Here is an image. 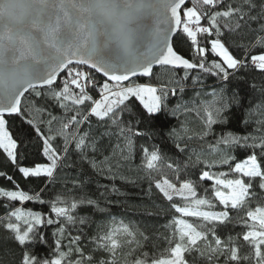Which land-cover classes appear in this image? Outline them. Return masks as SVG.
I'll return each mask as SVG.
<instances>
[{"label": "snow or ice", "instance_id": "1", "mask_svg": "<svg viewBox=\"0 0 264 264\" xmlns=\"http://www.w3.org/2000/svg\"><path fill=\"white\" fill-rule=\"evenodd\" d=\"M161 70L179 78L133 79ZM254 73L264 81V0H0V155L22 180L44 183L25 190L0 170L13 185L0 187V201L12 202L0 205V264H264V99L250 106L241 88L264 98ZM206 76L219 88L207 91ZM170 96L179 99L170 105ZM234 119L258 134L220 135L212 161L189 147ZM157 135L179 163L150 143ZM138 139V167L171 213L162 234L116 217L96 223L109 209L85 191V165L112 182L100 197L117 193V180L135 183L123 170ZM236 150L245 155L233 164ZM57 185L65 191L46 201ZM28 203H47L49 214ZM51 225V255L41 256Z\"/></svg>", "mask_w": 264, "mask_h": 264}, {"label": "trees", "instance_id": "2", "mask_svg": "<svg viewBox=\"0 0 264 264\" xmlns=\"http://www.w3.org/2000/svg\"><path fill=\"white\" fill-rule=\"evenodd\" d=\"M253 52L255 54H260L259 49H253ZM156 71L157 70L155 69L154 72ZM254 75L257 83L264 82L261 80L259 73H254ZM178 78H179L178 76L173 77L171 73H167L161 70L158 73V76L155 80L138 79L137 82L147 81L153 84H162ZM205 84L207 85V91L210 92L212 87L219 88L220 81H218L215 77L206 76ZM172 86L173 85L171 83L168 84V87H172ZM241 88L244 89V95L247 98L246 104H249L250 106L254 107L256 104L260 103L262 99H264L260 96L259 92H251L247 90V88L243 85H241ZM192 94H193V89L186 87L185 92L183 94L184 101L185 102L189 101L192 97ZM178 99L179 96L177 97L170 96V105L175 103ZM205 99H210V97H205ZM52 111L54 114L58 116L61 115L58 109H53ZM237 115H242V114L238 113ZM39 118H40V114L37 113V119ZM184 119L185 117H181V120ZM164 122L169 124V126L171 127H179L180 124L179 120L173 119L171 117H169ZM186 122L188 123L189 127H191L194 131L198 132L200 130L199 121L196 120L191 114L187 116ZM257 127L258 125H256L255 123H250L247 126H245L241 123H238L234 119L229 125L224 126L223 129H221V126H216L215 136H209L205 142H199L194 140L189 144V147L196 149L202 148L203 151L207 153L205 159L209 161L217 160L219 158L218 155L214 154L211 151L209 145L215 143L216 139L220 135L226 134L228 131L237 134H248V133L258 134L256 132ZM166 131L167 129H165V132ZM143 143L144 141L142 139H138L136 160L130 163L128 169L123 170V174L129 177L130 180H134L135 183H125V182H121L120 180H117L115 181V183L119 191L117 193H112L108 191L105 192V197H100V193L105 191V189L102 186L108 185L110 187L112 182L107 179H104L103 176L101 175H97L91 172V170L88 169L87 166L85 165V171L88 173V175L85 176V180L88 181L85 191L89 195H92L95 198L100 199L102 204L109 209V212L106 214L98 213L95 215L94 220L96 223H100L105 225V227H108L110 225V218L116 217L117 221L123 219L126 223H130L131 225L138 227L140 230L146 231L147 233L162 234L166 231L165 225L168 223L171 213H169L166 210H163V206L165 202L161 200L157 190L154 187L151 190H149V182L144 178L143 172L138 167L141 159L139 145ZM150 143H157L158 146L162 148L165 155L172 156V158L176 160L177 163L180 162L182 158V154L180 156H176L173 154L175 150L173 149L170 140L166 142L164 140H161L159 135H157L155 140L151 141ZM234 154L236 156V160L232 162L233 164L242 160L245 155L244 152L239 150H236ZM0 170L6 171L9 175H13L14 180H16L20 184V187L25 190L34 189L36 191H39L40 188L44 187L43 178H34L32 179V182H29L27 180H22L20 178V175L15 171L14 168L10 166V164L5 160L4 156L2 155H0ZM218 170L227 171V167H224L222 169H212V171H218ZM165 173L169 176V178L174 179L173 174L171 173L170 170L165 169ZM204 183L208 184L209 182H204ZM0 187H3L5 189H12L13 185L11 182L7 181L4 177H0ZM64 191L65 190L60 185H57L54 188L46 189L45 192L42 193V195L45 197V200L48 201L54 199L58 193ZM201 195H204V193L201 192ZM207 198L212 199L210 193L207 195ZM109 200L112 201V203H107V201ZM3 203H12V202L0 201V205H2ZM23 207L30 209L32 211L41 212L45 215L49 214V208L47 203L43 205L38 203H28ZM148 211L156 212L158 213V215L149 216L146 214V212ZM3 215H5V208L3 206H0V216ZM189 219L194 220V218H189ZM56 228H57L56 225L46 226L44 228L45 234L49 237V244L48 245L37 244L35 249L37 252H39L41 256L51 255V247H52L51 240L53 239L52 233L56 231ZM73 234H75V231L73 232ZM3 235H4V229L0 227V237H2ZM161 247H163V245H161ZM143 251H148L149 256H151L154 250L151 248L150 245H146Z\"/></svg>", "mask_w": 264, "mask_h": 264}, {"label": "water", "instance_id": "3", "mask_svg": "<svg viewBox=\"0 0 264 264\" xmlns=\"http://www.w3.org/2000/svg\"><path fill=\"white\" fill-rule=\"evenodd\" d=\"M154 71H155V69H154ZM98 76H99V74H98ZM133 79H136V80H138V79L148 80V79H150V78H146V77H139V78H133Z\"/></svg>", "mask_w": 264, "mask_h": 264}]
</instances>
